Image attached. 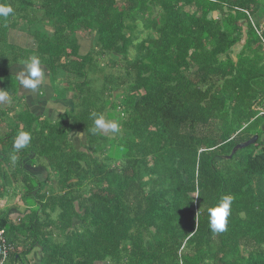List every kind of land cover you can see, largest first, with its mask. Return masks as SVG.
<instances>
[{"label": "trees", "instance_id": "16d2710c", "mask_svg": "<svg viewBox=\"0 0 264 264\" xmlns=\"http://www.w3.org/2000/svg\"><path fill=\"white\" fill-rule=\"evenodd\" d=\"M3 2L14 14L0 18V89L13 95L9 68L35 56L73 94L55 121L0 111L4 162L19 154L37 203L24 218L0 210L5 264L35 247L41 264H264V0ZM11 28L35 44L4 47ZM93 112L119 133L93 134ZM19 131L32 141L13 153ZM31 155L49 163L42 181L24 167ZM224 195L228 228L216 233L207 209Z\"/></svg>", "mask_w": 264, "mask_h": 264}, {"label": "crops", "instance_id": "0c3cea01", "mask_svg": "<svg viewBox=\"0 0 264 264\" xmlns=\"http://www.w3.org/2000/svg\"><path fill=\"white\" fill-rule=\"evenodd\" d=\"M264 22V21H263ZM262 31V30H261ZM25 36L27 34L23 31L11 28L8 33V38L13 41L16 44H21L23 46V41L25 40ZM24 40L21 41L23 38ZM28 37H30L28 35ZM20 41V43H19ZM243 43L239 44V48H235V52H233V56H235V53L238 52L242 46ZM25 47V45L23 46ZM42 68L44 69V76L43 81L39 88H37L35 91L26 90L23 88V86L20 83V77H22L25 74V63H14L9 68L10 73L15 77V92L13 95L8 93V100L5 102L0 103V111H4L8 114V117L6 119V122L14 121L16 116L25 108L28 107L29 110H31L35 115H38L42 118H50L52 121H55L58 119V117L61 115L60 112L70 107L72 104L71 99L73 97L72 93H68L67 95H62L61 92H59L58 89L54 88L52 83L49 81V70L47 67L42 65ZM51 84V85H50ZM62 87V86H60ZM72 94V95H71ZM14 105V108H12ZM13 123V122H12ZM11 127H9L10 129ZM0 137H3L2 131H0ZM73 143L78 148L82 143L85 142V137L83 134L75 133L72 135ZM10 144V140L5 139L0 141V166L6 167V172L9 170L8 166L3 163L4 154L3 148H7ZM13 144V143H12ZM12 144L11 149H12ZM7 153L12 154L10 150H6ZM19 157V154L16 155ZM35 156H31L25 161V168L29 171V173H32L34 177L38 178L42 181V179H45L48 177V166L42 163H35ZM46 166L47 170L42 167ZM18 167V166H17ZM9 172V171H8ZM11 172V171H10ZM8 188L7 181H4L3 183L0 181V191H6ZM2 189V190H1ZM1 192L0 197V210L4 211L7 210L8 214H10L14 219H18L19 217H25L28 213H30V210L32 208H35V205H32L29 203L22 202L23 209H21L17 205H13L10 207V204L7 200L4 198V194ZM36 193V192H35ZM40 248L38 247L35 250V254L32 256L29 255L30 260L22 262H16V261H9L8 264H41V259L39 256Z\"/></svg>", "mask_w": 264, "mask_h": 264}, {"label": "clouds", "instance_id": "9594fccd", "mask_svg": "<svg viewBox=\"0 0 264 264\" xmlns=\"http://www.w3.org/2000/svg\"><path fill=\"white\" fill-rule=\"evenodd\" d=\"M13 14V6L0 0V18L7 19ZM43 76L44 69L41 60L34 56L30 61L25 62V74L19 79L24 89L35 91L41 85ZM8 98V93L0 89V103L7 101ZM91 118L93 120V134H101L102 132L119 133L120 131V124L114 120H106L103 114L93 112ZM31 141L32 134L30 132L19 131L12 144L13 153H19L21 150L28 148ZM11 159L16 161L17 156L14 154ZM232 201V196L224 195L215 206L207 209L209 227L213 232L222 233L227 230Z\"/></svg>", "mask_w": 264, "mask_h": 264}, {"label": "rangeland", "instance_id": "374dc122", "mask_svg": "<svg viewBox=\"0 0 264 264\" xmlns=\"http://www.w3.org/2000/svg\"><path fill=\"white\" fill-rule=\"evenodd\" d=\"M212 16H215V17H217L218 16V13H214V14H211ZM262 29H264V22L262 23ZM80 36V40H81V44H82V51L84 52V51H87V50H89V48H91V41H90V39H88V38H84V37H82L81 35H79ZM26 38H25V40H24V38L21 40V41H23V46L25 45V46H28L29 44H35V41L33 40V38H31V37H28V35L27 36H25ZM19 43H20V41H19ZM18 45V46H20L21 47V44L19 45V44H16V43H14L13 41H11L10 39H8V43H4V47L5 46H8V45ZM239 48V45L237 46V49ZM14 51L11 49V48H8L7 50H6V54H7V57L8 58H11L12 57V53H13ZM10 60V59H9ZM21 62H24V61H21ZM52 81H53V84L55 85V87H57V82L54 80V78L52 79ZM103 81V78H101V79H99V80H97V81H95V85L97 86V87H100L101 86V82ZM62 91V89L60 90V92ZM72 95V94H71ZM112 112V111H111ZM13 126H15V125H13ZM107 133V132H106ZM111 133V132H110ZM31 156H33V155H31ZM8 158L7 159H11V157H9V156H7ZM3 158V163H5L4 161V159H6V157H2ZM40 161H41V163L42 164H45V165H47V166H49V163L47 162V160L46 159H44V158H41V159H39ZM15 161H13L12 163H14ZM11 163V165H9L8 166V168H9V172L7 171L6 172V174H5V171H6V167L5 166H0V181L3 183L4 181H7V185H8V188L6 189V191H0V192H2V194H4V198H5V200H7L8 202H9V204H10V207L11 206H13V205H17V206H19L21 209H23V205H22V202H23V200H26V202L27 203H29V205L30 204H33V203H35V204H37L35 201H34V197H33V195H32V193L31 194H28V196L27 197H25V184H24V181L22 180V178H21V175H19V171H20V167H17V166H19L17 163H16V165H13ZM10 171H11V173H18V176H19V178H16L15 179V176L14 175H11L10 174ZM53 184H54V182H52V183H50V184H48V185H46V186H44L45 187V189H48V190H50V188L53 186ZM2 190V189H1ZM25 202V203H26ZM53 219H54V214H53ZM38 247H35L34 249H33V252L30 254L31 256L33 255V254H35V250L37 249ZM28 260H30V258L28 257V259L27 260H25V261H28Z\"/></svg>", "mask_w": 264, "mask_h": 264}, {"label": "built area", "instance_id": "2783aa9c", "mask_svg": "<svg viewBox=\"0 0 264 264\" xmlns=\"http://www.w3.org/2000/svg\"><path fill=\"white\" fill-rule=\"evenodd\" d=\"M260 115H264V110L261 111ZM13 249L7 241L5 230L0 229V264H5Z\"/></svg>", "mask_w": 264, "mask_h": 264}, {"label": "water", "instance_id": "95a60500", "mask_svg": "<svg viewBox=\"0 0 264 264\" xmlns=\"http://www.w3.org/2000/svg\"><path fill=\"white\" fill-rule=\"evenodd\" d=\"M257 140H258V135H254L250 140L236 145L229 157H232L238 150H241V149L255 143Z\"/></svg>", "mask_w": 264, "mask_h": 264}]
</instances>
